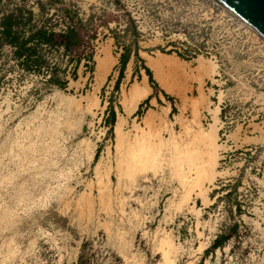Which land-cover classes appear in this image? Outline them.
Instances as JSON below:
<instances>
[{
  "label": "rangeland",
  "instance_id": "1",
  "mask_svg": "<svg viewBox=\"0 0 264 264\" xmlns=\"http://www.w3.org/2000/svg\"><path fill=\"white\" fill-rule=\"evenodd\" d=\"M8 14L55 45L28 70L0 45V264H264L263 40L212 0H0ZM134 44L146 67L161 53L188 69L146 79L141 110L123 103L138 61L113 88Z\"/></svg>",
  "mask_w": 264,
  "mask_h": 264
},
{
  "label": "trees",
  "instance_id": "2",
  "mask_svg": "<svg viewBox=\"0 0 264 264\" xmlns=\"http://www.w3.org/2000/svg\"><path fill=\"white\" fill-rule=\"evenodd\" d=\"M21 19H19L16 16H13L11 14L5 15L1 17L0 19V45L2 42L11 47L13 49L12 53L13 56L21 62L22 67L25 70H28L30 68H38L42 63L43 59L41 55L37 52L38 47L41 45L44 46H54L55 45V34L52 30L49 29H43L38 28L29 33L27 37H23L21 34V28L19 26ZM19 27V28H18ZM133 35H138V33L134 30H132ZM59 44H61V47L64 50H68L70 47H73L79 43L78 35L76 32V29L72 27H66L64 31H62L59 35ZM113 39L116 41L115 35L113 36ZM31 44V45H28ZM138 46L136 44L133 45V49L129 50L128 47L122 46V52L119 55L118 59V69H117V77L114 81L113 88H117L120 79L123 77V72L126 66V63L128 62L129 58L132 57V61L136 62L138 61L140 65V69L145 74L147 81L149 83V86L151 88H155V83L153 81V74L149 68L144 66L142 59L138 56ZM160 52H162L160 50ZM134 75L139 76V71L137 68L133 70ZM153 78V79H152ZM49 83H52L55 86H58L59 88H63L64 84L59 82L58 79H56L53 75L49 77L48 80ZM161 96L166 99L170 103V109L171 113L175 112V108L172 104V98L168 96L163 91H159ZM110 104V101H108V105ZM108 114H110V123L108 125V132L111 134L113 132L114 127V112L113 110H109ZM218 199V198H217ZM216 199V200H217ZM235 211L237 214H239L240 209L238 206L235 207ZM233 227H236L235 225ZM224 239H227L226 237H222L221 239L219 237H216L214 241L211 244L212 248H217L220 246V242Z\"/></svg>",
  "mask_w": 264,
  "mask_h": 264
},
{
  "label": "bare ground",
  "instance_id": "3",
  "mask_svg": "<svg viewBox=\"0 0 264 264\" xmlns=\"http://www.w3.org/2000/svg\"><path fill=\"white\" fill-rule=\"evenodd\" d=\"M224 11H226V10L224 9ZM227 13L230 14V15H232L229 12H227ZM233 17L236 18L235 16H233ZM237 20L240 21L239 19H237ZM240 23L244 27H246L248 30L252 31L243 22L240 21ZM253 33H255V32H253ZM255 35H257V34L255 33ZM259 39L263 40L261 37H259ZM106 49H105V51H106ZM102 54L103 55L101 57H96L94 59V61H95L94 79L96 80L95 82L97 84V87H99L100 84H102V82H103L106 74L110 70V68L112 66V63H113L112 62V59H110L106 53L102 52ZM165 57H166V55L161 54V53L157 54L156 59L155 58L154 59H149V57H147V67L151 70V72L153 74V78H154V80L156 82H158V78H160V77H158V71H160L161 69H165V70L168 69V70H171V71L172 70H175V71L178 70V72L181 71V72L187 73V70L188 69L186 68L187 66L186 67L184 66L185 64L182 65L180 63H177V61L175 60L176 58H173V60H175V61L169 62L170 59L169 60L167 59L168 60L167 61V60H165ZM195 63H196V65H195V67H193L194 69L193 68L191 69V71H193V70L196 71V69H198V67H200L202 69L203 68H206L205 66H203L202 57H199L198 59H195ZM208 68H210L213 71V73L216 74V66L215 65H210ZM128 73H129V71H128ZM148 92H149V87L146 84V77L144 75L142 83L141 84H136V85H134L132 87V89L125 95V97L123 99V101H124L123 103H125V99H128V98H138L139 97L138 99H136L137 100V103L135 105V108H136L137 105L139 104V102L147 97ZM121 119L122 118L118 117L117 120H116V122H115V124H114V127H113V133L115 135V138H117V139L120 138L119 136H120L121 131H122L121 130L122 120Z\"/></svg>",
  "mask_w": 264,
  "mask_h": 264
},
{
  "label": "water",
  "instance_id": "4",
  "mask_svg": "<svg viewBox=\"0 0 264 264\" xmlns=\"http://www.w3.org/2000/svg\"><path fill=\"white\" fill-rule=\"evenodd\" d=\"M264 40V0H212Z\"/></svg>",
  "mask_w": 264,
  "mask_h": 264
},
{
  "label": "crops",
  "instance_id": "5",
  "mask_svg": "<svg viewBox=\"0 0 264 264\" xmlns=\"http://www.w3.org/2000/svg\"><path fill=\"white\" fill-rule=\"evenodd\" d=\"M130 63L133 64L132 57L129 58V60H128V62L126 63V65H127V64H130ZM134 69H135V67H134ZM134 69H133V70H134ZM139 75H140V73H139ZM144 75H145V74H144ZM144 75H143V77H144ZM140 76H141V75H140ZM143 77H142V79H143ZM145 77H146V76H145ZM146 79H147V78H146ZM148 101H149V100H148ZM144 106H146L145 103H144ZM141 108H142V107H141L140 105H137V107H136V109H139V110H141ZM113 112H114V118L117 120V118H118V117L116 118V115H117V114H116V112H115L114 110H113ZM116 120H115V122H116Z\"/></svg>",
  "mask_w": 264,
  "mask_h": 264
}]
</instances>
